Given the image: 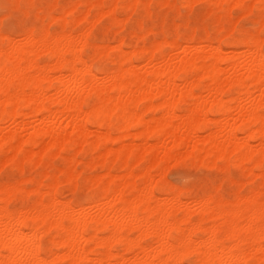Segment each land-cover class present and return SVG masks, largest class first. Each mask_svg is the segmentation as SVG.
Listing matches in <instances>:
<instances>
[{"label": "bare ground", "instance_id": "6f19581e", "mask_svg": "<svg viewBox=\"0 0 264 264\" xmlns=\"http://www.w3.org/2000/svg\"><path fill=\"white\" fill-rule=\"evenodd\" d=\"M152 1L87 0L86 9L81 8V0L67 3L78 7L62 10L64 26L52 31L54 43L18 55L0 51V169L11 160H17L20 171L25 170V161L26 166H44L46 159L59 154L67 160L60 171L47 169L41 178L0 182V264L36 258L47 264H97L100 260L163 264L178 255L168 242L177 241L183 233L200 237L198 246L213 241L214 251L204 258L222 259L232 247L231 238L247 229L253 217L254 239L259 241L262 183L245 188L255 198L249 203L247 197L240 198V192L232 198H216L212 191L187 201L185 190L161 182L163 172L177 159L186 158L204 163L203 168L234 164L254 178L264 175L259 170L264 152L260 116L264 85L259 75L253 77L245 67L259 61L254 45L232 40L221 27V37H212L208 30L199 37L196 32L190 37L177 34L150 46L134 43L131 50L125 48L131 42L118 38L116 45L99 43L103 60L98 61V72L93 63L83 70L76 67V25L87 21L92 11L93 23L106 15L93 5ZM141 28L135 27L133 34L140 36ZM22 34L23 30L16 38ZM223 41L232 49H226ZM164 43L172 47L168 54L162 52ZM43 54L49 56L47 62L40 60ZM107 60L115 69L108 70ZM90 97L94 98L91 104L86 102ZM88 150L93 155L80 171L79 154ZM142 161L147 162L144 167ZM97 166L105 171L85 177L87 184L98 189L87 204L60 198L56 203L61 207L53 209L51 218L34 213L36 206L46 207L42 202L49 190L55 193L65 184L66 180L60 183L61 174L75 180L85 169ZM53 178L55 183L50 184ZM27 183L34 187L17 191L16 184ZM27 194L35 196L30 204L10 206L14 197ZM66 204H72L71 214L65 212ZM73 224L75 230L69 234L65 229ZM38 231L42 250L33 244Z\"/></svg>", "mask_w": 264, "mask_h": 264}, {"label": "snow or ice", "instance_id": "6c2138e0", "mask_svg": "<svg viewBox=\"0 0 264 264\" xmlns=\"http://www.w3.org/2000/svg\"><path fill=\"white\" fill-rule=\"evenodd\" d=\"M73 7L78 6L62 3L60 0H48L46 3L33 2V0H27V2L0 0V51L9 56L18 55L26 49L54 43L49 23L51 22L58 28H62L64 26L62 10L66 11ZM93 7L97 8L99 12L106 13V16L103 18L102 23H99L92 31L88 30V24L84 22H81L77 26L73 44L76 49V56L78 57L77 68L83 70L88 63L95 64L103 60V56L101 55L103 49L99 46L98 41L92 39L93 32L105 28V26L109 25V22L115 23L126 16L125 10L135 8L137 10L134 14L135 20L143 25L145 21L155 18L158 8H162L164 11L179 8L183 20L178 31L183 36L190 37L195 32L210 29L215 24L221 27L225 33L230 34L232 40L254 45L259 53V61L258 63L252 61L245 67L253 77L259 75L261 83L264 85V0H259V3H250L249 0H212L211 3L206 2V0H200V2L185 0L182 4L167 3L161 6L149 3L130 5L126 2H120L93 5ZM161 16L163 17V12ZM169 20L170 18L164 19L165 25L169 23ZM21 28H23L22 38L17 39L16 34ZM110 30V28L106 29V31ZM60 42L62 43L63 41ZM84 74L87 77V72ZM195 74L198 75L199 73ZM9 91L15 90L10 88ZM93 99V97H90L86 102L91 104ZM262 102H264V96H262ZM260 116L261 120L264 121V107L261 108ZM260 160L259 170L264 174V152L260 154ZM26 164L27 162L25 161V168ZM184 166H186L185 161L177 159L175 167L182 168ZM13 167L19 168L17 160H11L6 169ZM223 171L225 177H227L230 169L225 168ZM232 179L233 181L235 180L234 177ZM261 179L262 185L258 201L260 232L258 242L254 239L255 217H253V221L247 229L240 231L238 235H234L231 238L230 243L232 247L227 254V258L205 259V256L214 251V242L209 241L207 244L198 246L196 242L200 237L183 233L177 241L168 242L175 245L173 251L178 255L173 259L163 261V264H264V175H262ZM59 180H66V183L61 187L73 200L76 194H86L87 185L84 184L82 178L67 180L66 174H61ZM49 183H55V178L50 180ZM15 187L18 192H24L28 187H34V185L16 184ZM72 187L76 188V193L70 191ZM168 187L171 186L169 185ZM176 190L178 191L179 189L177 188ZM60 191L61 188H56L55 193L49 190L48 199L42 202L46 207L38 205L35 207L34 213L37 216L47 214L51 218L53 209L61 207L60 204L56 203L61 198ZM219 195L213 192V196L216 198H219ZM239 196L241 199L247 197V202L249 203L255 201L251 192L241 191ZM64 199L67 200L68 197ZM63 207L66 213L71 214L72 204L63 205ZM74 230V224L65 229L69 234ZM40 231H44V226L41 227ZM33 244L37 249L42 250L43 238L40 236L39 231L33 239ZM197 247H199V251L193 250ZM12 264H47V261L36 258L24 262L14 261ZM97 264H113V262L100 260L97 261Z\"/></svg>", "mask_w": 264, "mask_h": 264}, {"label": "rangeland", "instance_id": "374dc122", "mask_svg": "<svg viewBox=\"0 0 264 264\" xmlns=\"http://www.w3.org/2000/svg\"><path fill=\"white\" fill-rule=\"evenodd\" d=\"M77 1L78 0H61L60 2H62V3H74ZM81 1L84 2V6H81V8L86 9L87 8V0H81ZM36 2L46 3V2H48V0H36ZM163 2H164V0H153L152 1V3H154L158 6L160 4L163 5L162 4ZM198 2H200V0H198ZM206 2L211 3L212 1L206 0ZM167 3L182 4L184 2L182 0H169L168 2H165L164 4H167ZM131 10L132 9L125 10V12L127 14L126 16H124V18L127 17L126 22L124 21V23H122V24L109 22V25L105 26V28H101L98 31H94L93 35H92L93 40H96L99 43L108 42L111 45H116V43L118 42L119 39L126 38L128 40V42H131V43L127 44L125 46V48H126V50H131L134 46L133 45L134 43H139V44L143 43L142 45H144V46H147V45L150 46L155 41H162V40L164 41L165 38L172 39L175 36H177V34H180L178 29L181 26V22L183 20V17L181 15L179 8L171 9L168 11H164L162 8H158L156 10L155 18H153L149 21H145L143 23V25L136 22V20H135L134 13H136L137 10L136 9L132 10V11ZM257 11H258V9H257ZM130 12L131 13L133 12V13L130 14ZM162 12H163V17L161 16ZM93 14H94V11H92L91 14L88 16L87 21H84V23L88 24L89 27H90V24L92 25L93 20L95 19ZM128 14H130L131 16L128 17L129 16ZM105 16H102L97 21H95L96 24L93 23L94 27L91 26L92 27L91 30L88 27L89 30L92 31L94 28L97 27V25L99 23H102V20ZM165 18H170L169 23L167 25H165V22H164ZM89 21H92V22L89 24ZM127 24H129V25H127ZM54 25L55 24H52L51 22L49 23V27H50L51 31L55 30L54 32H56V31L61 30V28H58L56 25L55 26ZM124 25H126V26H124ZM77 26H79V25H76V28H77ZM139 26H142V28L140 29V36L133 34V30L135 29V27H139ZM107 28H110L111 30L106 31ZM214 28H216V30ZM218 28H219V30H218ZM22 30H23V28H21L18 31L19 33L17 32L16 36H19L21 34ZM207 30L211 33L212 37H217V36L221 37L223 35L222 32L220 31V27H218L215 24L213 25V27H211L210 29H207ZM204 32H206V30H202L201 32H196L197 37L203 35ZM98 36H100V38ZM222 43L226 49H228V50L232 49L231 46H229L225 43V41H223ZM128 45H131V46H128ZM239 48L242 49L241 46ZM170 51H172V47L170 45L164 43V45L162 47V52L165 54H168ZM43 55L41 56L40 60L42 62H47L49 60V56L46 54H43ZM109 61L110 60H107L106 63H107V68L110 71V70L115 69L116 65L114 63L111 64V61L110 62ZM99 66H100L99 63L96 62L95 66H94V70L96 72L99 71ZM28 133H29L28 131L24 132L23 133L24 137H27ZM115 146H116V144H115ZM80 154H79V163L77 164V168H78V170H80L81 168H82L81 170H83L84 165H85L84 164L85 160L90 158L93 155V152L88 150V151L81 152ZM57 160H58V162H57ZM180 160L185 161L186 166H184L182 168H176L175 167L176 163L171 166L172 168L170 167V165L167 166V164H170L172 161L174 163L175 160H172L169 163H166L165 166H167V169H169V167H170V169H169V171L165 172V174L167 173L166 176L163 172V174L161 175V180H162L161 182L166 187H168L170 185L171 187H169V188H176V189L178 188L179 190H185L184 191V193H185L184 199L185 200L188 199L187 201H189V199H191L193 197L206 194L209 191L215 192V193L220 194V195L227 197V198H232L238 192H241V191L248 192V190L247 189L245 190V188L249 189L252 186H257V185H260L262 183V179L260 176H257L254 178V176L246 174V172L243 171L242 168H240L234 164H231L227 167L214 166V168L211 167V165L207 166V164H205V167L203 168L204 163L198 164V161H194V163H193V160L189 159V158L180 159ZM66 161L67 160H66L65 155L59 154V155H55L54 157L51 156L48 159H46L44 161V164H45L44 166L42 163L41 164H31V165H27L24 171H20V169H18L17 167H13L11 169H6V166L9 163L6 165L3 164L5 166L2 167V170L0 169L1 170L0 171V182H3V183L14 182V181L20 180V179H22L24 177H28V176H34L37 178H41V176H43L44 172L47 169H50L51 171L54 170L55 172L60 171V169H62L65 166ZM146 163H147L146 161H142L141 167H144L146 165ZM1 166H2V164H1ZM225 168H228V169L231 168L227 177H225V174L223 171ZM104 171H105V169H103L101 166L85 169L84 175L81 178L84 179V184L87 185L86 194H84V195L76 194V197L74 200L72 199L71 196L68 195V193L63 191V188L61 187L63 185V183L60 180V183H62L59 185V188H61L60 193L62 194V195L60 194L61 198L64 199L65 197H68V199L72 200L77 205L87 204L90 201L91 197L97 193L98 189H97V187H91L89 184H87L85 177L87 175H90V174L93 175L95 173H99V172L101 173ZM233 177L235 178L234 181L232 179ZM252 178H253V180H252ZM11 179H13V180H11ZM240 179L242 180V182L245 181V183H247V184L243 183L244 184L243 188L241 187V185H243V184L240 182L241 181ZM186 180H188V181H186ZM247 180L250 182H248ZM64 183H66V182H64ZM27 185H32V184L27 183ZM81 187H83V185H81ZM72 188L70 189V191L72 193H76V189H74L75 187L73 189ZM239 188L241 190H239ZM198 190H199V192H198ZM33 197H35L34 194L33 195L27 194L25 196H20V195L16 196L11 200L10 206H12V208H18L22 205L30 204L34 200ZM190 205H191L192 209L195 208L194 206H192V204H190ZM194 215L196 218V214H194ZM118 247L120 248V246H118Z\"/></svg>", "mask_w": 264, "mask_h": 264}]
</instances>
